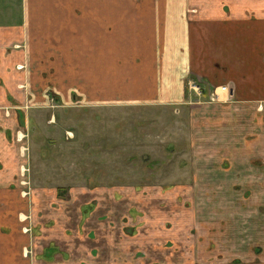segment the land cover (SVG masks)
Masks as SVG:
<instances>
[{"label": "crops", "instance_id": "1", "mask_svg": "<svg viewBox=\"0 0 264 264\" xmlns=\"http://www.w3.org/2000/svg\"><path fill=\"white\" fill-rule=\"evenodd\" d=\"M0 2V126L12 120L16 132L0 129V264H32L25 218L33 205L19 183L18 138L27 110L48 107V95L62 107L188 108L193 217L204 229L198 252L264 264V0ZM196 191L205 204L197 206ZM177 209L185 211L171 201L158 222ZM88 214L70 239L61 220L51 264H112L119 248L105 250L112 237L89 231ZM165 238L179 244L176 233ZM99 241L103 249L91 252Z\"/></svg>", "mask_w": 264, "mask_h": 264}, {"label": "rangeland", "instance_id": "2", "mask_svg": "<svg viewBox=\"0 0 264 264\" xmlns=\"http://www.w3.org/2000/svg\"><path fill=\"white\" fill-rule=\"evenodd\" d=\"M48 96L52 98L48 107L27 110L22 130L26 136L18 145L24 166L19 183L33 205L27 218L31 242L26 248L32 264L54 262L50 258L54 250L50 255L47 251L53 246V234L63 232L61 220L67 221L70 239L90 204L94 209L83 224L96 236L101 230L102 237L107 232V239L112 237L113 244L105 249L114 244L119 248L109 254L112 264H210L215 259L226 264L230 253L213 259L198 252L204 229L193 217V126L188 108L62 107L56 104L58 96ZM6 122L0 129L7 128L10 138L15 131L12 120ZM182 184L189 187L177 191ZM195 198L197 206L205 204L197 191ZM169 199L185 211L177 209L162 224L158 220L170 207ZM52 226L57 228L49 229ZM167 232L178 235V245L165 238ZM207 240L210 248L218 246L215 238ZM93 246L98 248L91 252L103 249L100 241Z\"/></svg>", "mask_w": 264, "mask_h": 264}, {"label": "flooded vegetation", "instance_id": "3", "mask_svg": "<svg viewBox=\"0 0 264 264\" xmlns=\"http://www.w3.org/2000/svg\"><path fill=\"white\" fill-rule=\"evenodd\" d=\"M24 120H25V118H24ZM25 125H27V120H25ZM26 135H25V133H22L20 136H19V138H18V136H16V138H18V140H19V142H21L22 143V141H23V138L25 137ZM21 148H24V146H23V144L21 145ZM23 151V150H22ZM21 154V153H20ZM24 170V169H23ZM22 175H23V171H22ZM93 187H95V186H93ZM149 188V187H148ZM95 189V188H94ZM94 205H95V203H94ZM88 208L86 209V212H88V211H90L92 208H93V204H90L89 206H87ZM195 207V206H194ZM193 207V208H194ZM94 209V208H93ZM92 209V210H93ZM27 218L28 217H26L25 219L27 220ZM28 225L27 226H25V233L26 234H28V235H30V237H31V234L30 233H28L27 231H28ZM172 244H174L172 241H170ZM30 244V243H29ZM25 254H26V251H25ZM27 257V256H26ZM28 258V257H27ZM233 261H235V260H232V262Z\"/></svg>", "mask_w": 264, "mask_h": 264}, {"label": "built area", "instance_id": "4", "mask_svg": "<svg viewBox=\"0 0 264 264\" xmlns=\"http://www.w3.org/2000/svg\"><path fill=\"white\" fill-rule=\"evenodd\" d=\"M195 88V87H194ZM198 88H196V90H197Z\"/></svg>", "mask_w": 264, "mask_h": 264}]
</instances>
